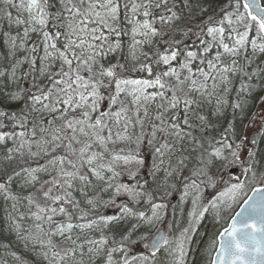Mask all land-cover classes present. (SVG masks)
Here are the masks:
<instances>
[{
    "label": "snow or ice",
    "instance_id": "6c2138e0",
    "mask_svg": "<svg viewBox=\"0 0 264 264\" xmlns=\"http://www.w3.org/2000/svg\"><path fill=\"white\" fill-rule=\"evenodd\" d=\"M0 24V201L35 264H195L253 183L204 252L264 264L259 0H0Z\"/></svg>",
    "mask_w": 264,
    "mask_h": 264
},
{
    "label": "trees",
    "instance_id": "16d2710c",
    "mask_svg": "<svg viewBox=\"0 0 264 264\" xmlns=\"http://www.w3.org/2000/svg\"><path fill=\"white\" fill-rule=\"evenodd\" d=\"M262 2L264 4V0H262ZM241 10L243 11V9H241ZM13 14H15V12ZM0 27H2L4 30H7L6 27L3 26L2 24H0ZM255 185L256 184L253 183L249 186V188L245 189V195L240 199L239 202H241L247 196L248 189L252 188ZM214 194H215V192L213 190L209 189L205 192V197L210 199L211 196ZM236 209L237 208L232 209V211L229 213H225L224 214L225 219H222L219 224H216L213 221L211 214H208L207 217L202 221L201 225L199 226V230L196 233V237L194 239L195 247L197 246V243H198L199 249H200V251L196 253L195 264H207L209 257L207 255V253L204 252V249L207 247V241H208L209 237L212 236L213 234L218 236L219 231L228 222L227 217L233 215ZM184 213L186 214L185 211H184ZM179 216H180L179 213H176L175 219L180 220L181 226H183L184 223H186V220H185V218H183V219L179 218ZM184 216H186V215H184ZM172 221H173V217H172ZM181 226H179V227H181ZM164 227L166 229H168V224L164 225ZM5 228H6V230H5ZM3 244H10L11 250L16 251L17 254L19 256H21V258L23 260H27L28 258H31V260H32L34 258L33 255L30 254L29 251L23 247V244L21 242L17 241L15 234L10 233L8 231L7 224L3 225L0 222V245H3ZM3 253H4V249L2 247H0V256H2ZM29 262H30V264H35V261L32 262L29 260ZM9 264H19V262L13 261L11 258H9Z\"/></svg>",
    "mask_w": 264,
    "mask_h": 264
},
{
    "label": "rangeland",
    "instance_id": "374dc122",
    "mask_svg": "<svg viewBox=\"0 0 264 264\" xmlns=\"http://www.w3.org/2000/svg\"><path fill=\"white\" fill-rule=\"evenodd\" d=\"M14 13V12H13ZM15 15V14H14ZM241 199V198H240ZM178 203V195H177V197H176V199H175V201H174V203L173 204H177ZM4 208H5V205L3 204V202L2 201H0V222L3 224V225H6L7 224V222H6V216L4 215ZM190 208V202H188L187 204H185L184 205V209H185V212H186V214H187V211H188V209ZM177 213H179V215L181 216V213L179 212V210H177ZM185 213L183 214V216H181V218L182 217H184L185 218V220H187V216H184V215H186ZM211 214V213H210ZM180 221V220H179ZM167 222V223H166ZM169 222H172L171 220H165V222L164 223H162V224H158V225H156V227H158V228H164V227H161V226H164L165 224H168ZM185 224L186 223H184V225L183 226H185ZM179 226H181V223L179 224ZM183 226H181V227H183ZM168 229H169V227H168ZM5 230H6V228H5ZM155 229H153V231H154ZM179 231V227H177L176 226V224L175 223H173V227L171 228V229H169V232H168V235L169 236H172L173 234H175V233H177ZM195 237H196V233L194 234V239H195ZM192 247L193 248H195V241H194V243L192 244ZM34 259V258H33ZM31 260V258H28L27 260L29 261H34V260Z\"/></svg>",
    "mask_w": 264,
    "mask_h": 264
},
{
    "label": "bare ground",
    "instance_id": "6f19581e",
    "mask_svg": "<svg viewBox=\"0 0 264 264\" xmlns=\"http://www.w3.org/2000/svg\"><path fill=\"white\" fill-rule=\"evenodd\" d=\"M257 185H258V184H256V185L253 186L252 188H255ZM250 193H251V188L248 189L247 196H248ZM244 195H245V193L241 194V198H242ZM247 196H246L244 199H246ZM176 197H177V196H176ZM176 197L173 198V201H172L173 203H174ZM244 199H243V200H244ZM243 200H242L241 202H239V204L233 206V209L237 208V209L235 210V212L239 209V207H240L239 205L243 203ZM208 214H210V213H208ZM208 214H206V217H207ZM179 218H181V216H179ZM183 218H184V217H182V219H183ZM166 220H171V221H172V216L169 215V216L166 218Z\"/></svg>",
    "mask_w": 264,
    "mask_h": 264
},
{
    "label": "water",
    "instance_id": "95a60500",
    "mask_svg": "<svg viewBox=\"0 0 264 264\" xmlns=\"http://www.w3.org/2000/svg\"><path fill=\"white\" fill-rule=\"evenodd\" d=\"M259 3L261 4V6H264V4L262 3V0H259ZM238 170V169H237ZM259 187H262L261 185H257L255 188H259ZM261 195V193L260 192H253V191H251V193L248 195V196H255V197H259ZM247 196V197H248ZM241 210V208L239 207V209L236 211V212H239ZM235 212V213H236ZM235 213H234V215H235ZM164 233H166V231L165 230H163V229H161ZM223 230V229H222ZM221 230V231H222Z\"/></svg>",
    "mask_w": 264,
    "mask_h": 264
},
{
    "label": "flooded vegetation",
    "instance_id": "af4514ba",
    "mask_svg": "<svg viewBox=\"0 0 264 264\" xmlns=\"http://www.w3.org/2000/svg\"><path fill=\"white\" fill-rule=\"evenodd\" d=\"M227 177V176H226Z\"/></svg>",
    "mask_w": 264,
    "mask_h": 264
}]
</instances>
